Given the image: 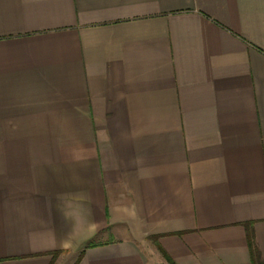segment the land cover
Returning <instances> with one entry per match:
<instances>
[{
  "label": "crops",
  "instance_id": "1",
  "mask_svg": "<svg viewBox=\"0 0 264 264\" xmlns=\"http://www.w3.org/2000/svg\"><path fill=\"white\" fill-rule=\"evenodd\" d=\"M248 224L264 261V0H0V264H252Z\"/></svg>",
  "mask_w": 264,
  "mask_h": 264
},
{
  "label": "trees",
  "instance_id": "2",
  "mask_svg": "<svg viewBox=\"0 0 264 264\" xmlns=\"http://www.w3.org/2000/svg\"><path fill=\"white\" fill-rule=\"evenodd\" d=\"M245 227L247 230L248 245H249L251 256H252V264H264V261L261 256V252L256 243V238H255V234L253 231V225L248 224V225H245ZM165 256L170 262H172L171 259L167 255Z\"/></svg>",
  "mask_w": 264,
  "mask_h": 264
}]
</instances>
